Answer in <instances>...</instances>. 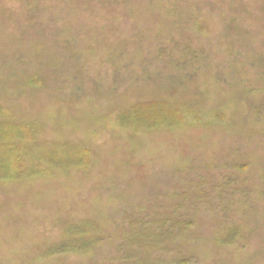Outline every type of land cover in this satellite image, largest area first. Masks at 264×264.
Segmentation results:
<instances>
[{
    "label": "rangeland",
    "instance_id": "obj_1",
    "mask_svg": "<svg viewBox=\"0 0 264 264\" xmlns=\"http://www.w3.org/2000/svg\"><path fill=\"white\" fill-rule=\"evenodd\" d=\"M0 264H264V0H0Z\"/></svg>",
    "mask_w": 264,
    "mask_h": 264
}]
</instances>
